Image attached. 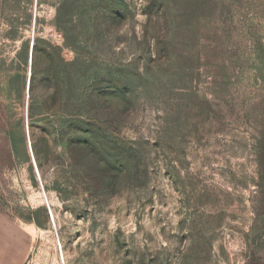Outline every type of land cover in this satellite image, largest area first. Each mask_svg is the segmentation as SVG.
Returning a JSON list of instances; mask_svg holds the SVG:
<instances>
[{"label":"rangeland","instance_id":"1","mask_svg":"<svg viewBox=\"0 0 264 264\" xmlns=\"http://www.w3.org/2000/svg\"><path fill=\"white\" fill-rule=\"evenodd\" d=\"M95 10L0 0V212L25 264H264V0Z\"/></svg>","mask_w":264,"mask_h":264},{"label":"crops","instance_id":"2","mask_svg":"<svg viewBox=\"0 0 264 264\" xmlns=\"http://www.w3.org/2000/svg\"><path fill=\"white\" fill-rule=\"evenodd\" d=\"M30 245L29 231L0 212V264H25Z\"/></svg>","mask_w":264,"mask_h":264},{"label":"bare ground","instance_id":"3","mask_svg":"<svg viewBox=\"0 0 264 264\" xmlns=\"http://www.w3.org/2000/svg\"><path fill=\"white\" fill-rule=\"evenodd\" d=\"M32 50H33V45L31 47V55H30V59H29L30 65H31V60H32ZM30 79H31V71L29 69L28 74H27V77H26V87H25V98L27 99V103H28V99H29ZM27 129H28V131H27L28 132V142L26 144H27V148L30 149V150L28 149L29 157H30V160H31L32 165L34 166V174H35V177H36V172H37V177L41 180L39 168L37 167V163H36V160H35V156H34V153H33L32 147H31V140H30V136H29V128H27ZM37 177H36V179H37ZM47 202L49 203V201H47ZM44 204H45V202H44ZM50 212H51L52 220L54 222V215H53L51 209H50Z\"/></svg>","mask_w":264,"mask_h":264},{"label":"trees","instance_id":"4","mask_svg":"<svg viewBox=\"0 0 264 264\" xmlns=\"http://www.w3.org/2000/svg\"><path fill=\"white\" fill-rule=\"evenodd\" d=\"M100 3H101V0H80V9L84 12V14H87V13L89 14L91 13V11H96L95 9L98 7ZM59 11H60V8L58 6L57 12H56V19L59 17ZM100 11L102 10L100 9ZM174 11L180 12L181 9L177 8V9H174ZM97 14H99V12H97Z\"/></svg>","mask_w":264,"mask_h":264},{"label":"built area","instance_id":"5","mask_svg":"<svg viewBox=\"0 0 264 264\" xmlns=\"http://www.w3.org/2000/svg\"><path fill=\"white\" fill-rule=\"evenodd\" d=\"M36 177H37V172H36ZM37 180H38V183H39V187H40V189L42 191V194H43V197H44V200H45V204H46V206H48L47 201H46V198H45V195H44V192H43V187H42L41 182H40V179L38 177H37Z\"/></svg>","mask_w":264,"mask_h":264},{"label":"water","instance_id":"6","mask_svg":"<svg viewBox=\"0 0 264 264\" xmlns=\"http://www.w3.org/2000/svg\"><path fill=\"white\" fill-rule=\"evenodd\" d=\"M30 55H31V53H30ZM47 208H48V206H47ZM48 214H49V217H50L51 223L53 224V220H52L51 212H50V209H49V208H48Z\"/></svg>","mask_w":264,"mask_h":264}]
</instances>
